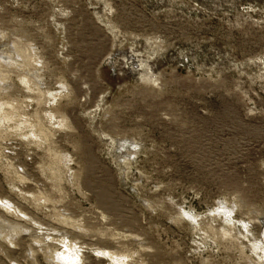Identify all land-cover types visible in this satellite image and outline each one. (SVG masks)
Listing matches in <instances>:
<instances>
[{
  "label": "rangeland",
  "instance_id": "1",
  "mask_svg": "<svg viewBox=\"0 0 264 264\" xmlns=\"http://www.w3.org/2000/svg\"><path fill=\"white\" fill-rule=\"evenodd\" d=\"M0 264H264V0H0Z\"/></svg>",
  "mask_w": 264,
  "mask_h": 264
}]
</instances>
